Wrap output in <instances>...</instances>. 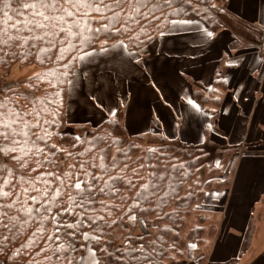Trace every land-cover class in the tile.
I'll use <instances>...</instances> for the list:
<instances>
[{"label":"trees","instance_id":"1","mask_svg":"<svg viewBox=\"0 0 264 264\" xmlns=\"http://www.w3.org/2000/svg\"><path fill=\"white\" fill-rule=\"evenodd\" d=\"M228 5L229 0H172L171 9L164 8L163 13L156 11L157 20H149L147 23L141 21L142 26L132 24L128 30L119 32L103 28L99 32L93 31L95 28H101V21L97 16L90 23L89 31L83 38L68 37L65 44H58L50 54L37 53L36 49H33L27 59L19 56H9L5 59L0 55V84L15 67L37 65L41 68L37 74L30 76L24 89L15 88L6 93L0 92V103L6 104L13 111H20L22 115L31 113L26 117L30 121L31 138L43 137L38 141L39 146L44 149L46 155L54 153V157L51 158L54 159L56 166L45 163L32 175L55 171L61 175L70 172L77 176L81 162H94L98 166L102 162L109 164L112 160H117L120 163L117 171L132 180L136 187L129 188L125 181L117 198L100 197L101 200L108 199L121 206L119 210H113L112 219L121 216L125 208L134 207L133 197L141 184L145 181L156 184L159 177H164L161 189L151 198V210L144 211L143 209L149 205L141 204L140 209L136 210L135 220H128L125 216L123 223L117 221L110 230H105L110 232L105 236V240L115 239L114 244L106 245L108 251H112L121 243L129 246L125 238L130 235L131 246L138 249L135 253L139 257L137 264L183 261L187 258L189 250L197 256L201 255L199 262L204 264L206 256L201 253V246L205 236L215 232V227L208 229L206 225L208 218L200 214L199 223L186 230V217L197 209L201 210L207 201L209 191L215 188L222 190L230 186L229 172L228 176L224 174L226 168L222 170L218 165L210 168L207 166L211 152L216 150L221 156L220 164L228 166L239 148L215 146L210 138L203 144L187 145L160 133L131 135L124 123L125 109L122 105L99 125L91 123L72 125L68 112L71 81L84 53L107 48L120 41L125 43L128 50L141 51L167 32L172 22L176 20L201 19L208 25L212 34L219 29L231 28L233 21L229 16ZM12 6L13 8L17 6L16 0H13ZM21 13L10 11L9 15L12 16L10 23L23 19ZM4 26L3 13L0 12V27ZM61 50L63 58L58 59L57 53ZM225 73L223 67L209 89L205 90L199 86L194 91L197 102L211 110L213 124L218 121L224 92L228 87ZM37 112L39 115H36ZM59 149L63 151H58ZM36 159L34 157L30 162L31 168L36 167ZM0 164L15 167L12 161H0ZM140 165L144 167L141 168ZM149 165L153 167L149 168ZM88 170L100 171L99 167ZM151 173H155L156 178L149 179ZM109 174H113L111 170ZM72 191L71 188L66 189L64 198L67 199V195ZM64 220L70 222V217L65 216ZM25 228L19 237H11L10 241L0 239V264H21L25 252L29 253L25 264H33L34 260L39 264H57L52 258L51 251L39 252L40 248L50 249L51 244L45 245L39 237L36 238L38 242L33 243L29 238L36 231L37 225L31 224ZM48 229L51 231L50 224ZM82 231L91 234L88 228H83ZM84 242L78 240V243ZM91 243L95 245V241ZM103 243L102 240L101 244ZM21 245L24 246L23 249ZM17 251H21V257L16 256Z\"/></svg>","mask_w":264,"mask_h":264},{"label":"crops","instance_id":"2","mask_svg":"<svg viewBox=\"0 0 264 264\" xmlns=\"http://www.w3.org/2000/svg\"><path fill=\"white\" fill-rule=\"evenodd\" d=\"M228 9L233 27L215 34L201 19L173 21L145 46L144 54L133 52L141 68L121 42L87 52L86 59L117 51L126 63L118 68L128 67V56L133 66L126 97L113 88L110 72H102L101 82L96 79L97 117L89 122L99 124L122 105L131 135L160 133L187 145L210 138L221 148L252 146L234 156L230 186L207 193L206 202L221 206L200 213L208 218V229L215 227L205 236L201 253L204 264H264V0H229ZM223 67L228 87L213 124L211 110L197 102L194 91L209 89ZM124 81L116 79L119 85ZM200 256L167 264H202Z\"/></svg>","mask_w":264,"mask_h":264},{"label":"snow or ice","instance_id":"3","mask_svg":"<svg viewBox=\"0 0 264 264\" xmlns=\"http://www.w3.org/2000/svg\"><path fill=\"white\" fill-rule=\"evenodd\" d=\"M16 3L13 8V0H0L5 25L0 27V55L5 59L9 56L27 59L33 49L37 53L50 54L58 44H65L68 37L83 38L97 16L101 28L93 31L99 32L103 28L119 32L128 30L132 24L142 26L141 21L157 20L156 11L163 13L164 8H172V0H16ZM10 11L21 13L24 18L10 23ZM41 44L46 46L40 47ZM57 57L63 58L62 50ZM28 115L31 113L22 115L20 111H13L0 103V161L15 163V167L0 164V239L10 241L11 237H19L26 230L25 226L36 224V231L29 238L33 243H37L36 238L39 237L45 245L51 244L50 249L40 248L39 252L51 251L57 264H137L139 257L135 253L138 249L131 246L130 235L125 238L129 246L121 243L108 251L106 245L114 244L115 239L105 240V236L110 234L105 230H110L117 221L123 223L125 216L128 220H135L136 210L141 204L149 205L144 211L151 210V198L161 189L164 177H159L156 184L148 181L141 184L133 197L134 207L125 208L121 216L112 219L113 210H119L121 206L100 197L117 198L125 181L129 188L136 187L132 180L117 171L120 163L115 159L98 166L94 162H81L77 176L70 172L61 175L55 171L32 175L45 163L53 167L56 163L51 158L54 153L46 155L39 146L38 141L43 137L31 138ZM34 157L37 158L36 167L31 168L30 162ZM97 167L100 171L88 170ZM110 170L113 174H109ZM133 172L135 174L136 170ZM154 178L156 174L151 173L149 179ZM68 188L73 191L65 199ZM65 216L70 217V222L64 220ZM83 228L90 229L91 234L82 231ZM78 240L85 242L78 243ZM20 247L24 248L23 245ZM21 255V251H17L16 256ZM28 255L25 252L21 264H25ZM33 264L39 262L34 260Z\"/></svg>","mask_w":264,"mask_h":264},{"label":"rangeland","instance_id":"4","mask_svg":"<svg viewBox=\"0 0 264 264\" xmlns=\"http://www.w3.org/2000/svg\"><path fill=\"white\" fill-rule=\"evenodd\" d=\"M120 42L125 46L127 53L130 52V54H133L136 64H138L139 68H141L142 64L140 62V58L136 57L134 53L139 54V55L144 54L142 50L145 47L141 51H131L127 49L123 41H120ZM255 42H256L255 40H252V41L246 40V43H255ZM99 49H105V48H99ZM86 57H87L86 53H84L80 57L76 74L70 84V98H69L68 112H69V122L72 125L79 124V123H90L89 122L90 118L95 119V117H97V114L95 113L96 108H95V98H94L96 95L95 84H96V79L98 77L100 79V82L102 81V77H103L102 72L111 73V74L109 73L110 83L112 84L113 88L118 92L120 91L122 93V96L124 95V97H126L128 94L127 85L129 81L128 78H130L129 73L133 71V66L131 63L132 59L131 60L128 59L129 56L127 58L128 67L126 66L124 69L118 68L119 65H125L126 63L124 62L125 59H123L117 51L105 57H102V55H98L96 57L95 55L89 56L87 59ZM94 61L96 62L94 63ZM40 70L41 68L37 65H32V66H27V67H22V68L15 67L12 70V72L9 74V76L6 78V80L1 82L0 92L6 93L10 89H15V88L24 89L26 87L27 80L30 78V76L37 74ZM118 71L122 72L125 75L118 74ZM117 77L119 79V82L123 81V77L125 78V81L121 85H119L116 82ZM97 101L100 103V100L98 99V93H97L96 103ZM100 119L98 122L99 124L103 121V120L101 121ZM91 124L99 125V124H93V123ZM241 145L237 153L239 152L244 153L245 151L249 152V150L252 148V146L250 145L246 146V148H242ZM215 146H218V145H215ZM237 153H235L234 156ZM220 162H221L220 154H218L216 150L212 151L210 156L207 159V166L210 168L215 165H218L221 167L222 170L226 168L225 169L226 171H224V174L228 176V172H229V175L234 172L237 159L232 158L228 166H226V164L222 166ZM220 173L221 172H218V174ZM220 206H221V202H215V203H211L210 201L206 202L201 207V210L197 209L189 217H186V230L187 229L189 230L190 228H192L193 226H196L199 223L198 215L200 213L205 214L204 212L205 209H212V210L220 209ZM210 222H211V219H210ZM207 224L209 225V222L206 221V225ZM209 241H212V240H209ZM196 256L197 255H195L193 251L191 250H189L187 253V258L189 260H191L190 259L191 257L195 258ZM187 258H185V260Z\"/></svg>","mask_w":264,"mask_h":264}]
</instances>
